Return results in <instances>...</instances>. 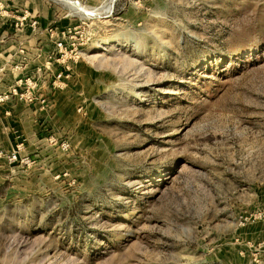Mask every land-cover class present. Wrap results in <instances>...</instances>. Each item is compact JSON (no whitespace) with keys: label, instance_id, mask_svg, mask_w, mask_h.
<instances>
[{"label":"rangeland","instance_id":"1","mask_svg":"<svg viewBox=\"0 0 264 264\" xmlns=\"http://www.w3.org/2000/svg\"><path fill=\"white\" fill-rule=\"evenodd\" d=\"M86 16L41 142L0 150V264H264V0Z\"/></svg>","mask_w":264,"mask_h":264},{"label":"crops","instance_id":"2","mask_svg":"<svg viewBox=\"0 0 264 264\" xmlns=\"http://www.w3.org/2000/svg\"><path fill=\"white\" fill-rule=\"evenodd\" d=\"M99 1L85 6L101 8L109 0ZM84 18L88 16L66 0H0V94L20 78L37 76L41 98L32 105L16 100L0 103V150L22 143L27 151L41 142L48 114L58 105L59 92L50 86L63 68L64 57L54 56L57 34Z\"/></svg>","mask_w":264,"mask_h":264},{"label":"built area","instance_id":"3","mask_svg":"<svg viewBox=\"0 0 264 264\" xmlns=\"http://www.w3.org/2000/svg\"><path fill=\"white\" fill-rule=\"evenodd\" d=\"M79 27H81V24L70 26L57 34L54 56L58 55L61 59L64 57V60L62 62V70L56 72L50 82V86L53 89L61 87L62 83L71 76V63L76 62L79 58L78 55L80 54V49L84 42L77 43L76 41H72V38H76ZM9 100H16L17 102L26 103L28 105L41 101L39 78L37 76L20 78L7 92L0 94V103ZM21 145H17L18 150L12 153L10 161L15 162L18 160V152L21 149Z\"/></svg>","mask_w":264,"mask_h":264},{"label":"bare ground","instance_id":"4","mask_svg":"<svg viewBox=\"0 0 264 264\" xmlns=\"http://www.w3.org/2000/svg\"><path fill=\"white\" fill-rule=\"evenodd\" d=\"M69 5L73 6V8L84 15H91V16H109L110 11L113 9V5L115 0H109L108 3L101 7V8H87L82 7V5H78L74 0H66Z\"/></svg>","mask_w":264,"mask_h":264}]
</instances>
